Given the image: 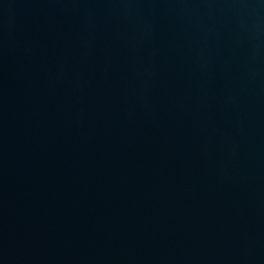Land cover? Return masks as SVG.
I'll use <instances>...</instances> for the list:
<instances>
[{
	"label": "water",
	"instance_id": "1",
	"mask_svg": "<svg viewBox=\"0 0 264 264\" xmlns=\"http://www.w3.org/2000/svg\"><path fill=\"white\" fill-rule=\"evenodd\" d=\"M0 264H264V0H0Z\"/></svg>",
	"mask_w": 264,
	"mask_h": 264
}]
</instances>
